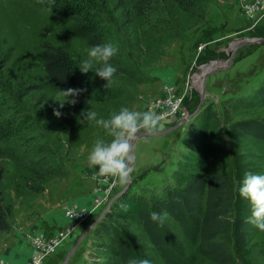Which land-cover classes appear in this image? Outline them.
Returning <instances> with one entry per match:
<instances>
[{"label":"rangeland","instance_id":"obj_1","mask_svg":"<svg viewBox=\"0 0 264 264\" xmlns=\"http://www.w3.org/2000/svg\"><path fill=\"white\" fill-rule=\"evenodd\" d=\"M91 1L92 14L104 28V44L118 49L110 61L117 72L108 87L93 72L86 73L92 82L102 84L106 98H96L86 106L70 104L68 99L61 108L57 100L67 98L43 70L42 46L50 43L79 63L90 46L77 37L70 17L49 11L39 0H0V122L9 124L6 135L0 137V162L4 168L2 189L10 205V227L0 232V240L7 244L17 225L35 223L48 210L62 214L63 228L71 224L67 211L85 213L87 217L59 250L70 240L67 249L43 262L61 264L77 238L126 184L113 183L110 177L107 182L94 178L96 169L88 166V154L98 138H111L94 121H83L81 112L95 111L97 118L107 119L122 107L154 109L161 116L158 130L162 131L177 125L201 104L198 113L174 131L133 139L129 186L124 200L114 201L109 211L131 212L132 208L124 209L129 193L160 196L164 187L174 183L175 171L191 161L192 152L205 149L213 170L223 168L236 185L229 221L241 218L246 222L250 205L237 189L246 173L264 174V144L238 130L237 124H264V107L242 104L264 85V44L241 45L230 69L206 79L203 101L195 74L210 62L225 65L229 47L237 44L234 40L264 38V16L248 18L244 9L254 0ZM166 88L174 93L168 94ZM172 107H177L175 113L169 111ZM54 109L62 113L59 118L53 115ZM106 188L110 190L104 194ZM96 199L100 202L97 208ZM109 220L132 235L141 253L164 264L139 226L119 218ZM163 222L184 242L182 264H213L199 256L196 243H185L178 224L166 216ZM244 229L246 247L240 253L231 248L235 263L264 264L260 251L264 232L248 223ZM92 233L68 264L105 263L97 256Z\"/></svg>","mask_w":264,"mask_h":264},{"label":"trees","instance_id":"obj_2","mask_svg":"<svg viewBox=\"0 0 264 264\" xmlns=\"http://www.w3.org/2000/svg\"><path fill=\"white\" fill-rule=\"evenodd\" d=\"M180 7L183 6L180 4ZM51 10L70 17L74 21L77 37L89 46L104 44V28L92 14L91 0H56ZM40 62L51 83L59 90L84 89L77 97L68 98L75 99L76 105L86 106L96 98H106L102 84L92 82L86 73L82 74L79 61L68 52L44 43ZM243 103L246 107H264V85ZM1 124L0 137L6 135V127L9 125L0 122ZM205 128L206 126L203 130ZM237 129L264 144V124L246 121L238 123ZM205 152V149L197 154L192 152L191 161L175 171L174 183L164 187L160 196L154 194L148 197L129 193L127 195L130 197L126 199L128 205L124 209L132 208L131 212L118 214L109 211L104 216L92 230L95 251L100 259L105 260L104 264H127L129 259H147L151 264H156L139 251L140 246H137V241L129 232H123L110 222V217L139 226L164 264L183 263L184 242L176 238L172 229L164 222L160 225L149 219L154 211L166 212V217L178 224L185 243L197 244V253L201 258L213 264H236L231 248L240 253L247 245L244 229L246 222L241 218L235 219L233 223L229 221L234 212L236 185L232 174L226 173L223 168L213 170L209 153L207 160ZM3 173V163L0 162V232H5L10 227V205L6 202L2 189ZM122 200L124 195L116 203ZM260 251L264 255V244Z\"/></svg>","mask_w":264,"mask_h":264},{"label":"clouds","instance_id":"obj_3","mask_svg":"<svg viewBox=\"0 0 264 264\" xmlns=\"http://www.w3.org/2000/svg\"><path fill=\"white\" fill-rule=\"evenodd\" d=\"M49 11L55 6L56 0H39ZM118 49L111 43L91 45L87 51V57L82 59L79 70L82 74L93 72L97 77L105 81L104 87H108L117 72L110 61ZM61 95L67 99L57 100L62 108L69 97H77L84 89L68 88L60 90ZM75 104L76 100H68ZM53 115L59 118L62 113L54 109ZM83 121L95 122L102 128L110 140L98 138L91 148L87 163L96 169L94 178H112L113 183H125L131 173L133 155L131 141L138 133L150 134L161 127V116L154 110L134 111L122 107L118 112H113L107 119L97 118L95 111L82 110ZM239 196L248 201L250 205V216L246 223L251 224L261 232H264V174L246 173L238 186ZM167 213L152 212L149 219L152 222L163 224ZM127 264H151L147 259H129Z\"/></svg>","mask_w":264,"mask_h":264},{"label":"crops","instance_id":"obj_4","mask_svg":"<svg viewBox=\"0 0 264 264\" xmlns=\"http://www.w3.org/2000/svg\"><path fill=\"white\" fill-rule=\"evenodd\" d=\"M65 224V219L58 210H48L39 216L35 223L17 225L18 228L13 231L7 244L3 239L0 240V264H26L32 253L29 244L30 237L27 234L34 235L37 232H43L46 235H52L61 228L63 229ZM69 241L67 246L64 245L59 250L60 252L67 249Z\"/></svg>","mask_w":264,"mask_h":264},{"label":"built area","instance_id":"obj_5","mask_svg":"<svg viewBox=\"0 0 264 264\" xmlns=\"http://www.w3.org/2000/svg\"><path fill=\"white\" fill-rule=\"evenodd\" d=\"M255 1V2H254ZM250 4H246L244 9L248 18L254 19L264 16V0H254ZM168 94L172 95L173 90L166 88ZM177 107L169 109L170 112L175 113ZM110 188L103 190L104 194L109 192ZM100 206L98 199L94 201V207ZM67 217L71 220V224L67 227L56 231L52 235H46L44 233L37 232L30 238V246L32 253L27 260L26 264H43V262L50 256L54 255L62 247L65 240L76 229L78 225L84 221L87 214H82L79 211H67ZM89 215V213H88Z\"/></svg>","mask_w":264,"mask_h":264},{"label":"water","instance_id":"obj_6","mask_svg":"<svg viewBox=\"0 0 264 264\" xmlns=\"http://www.w3.org/2000/svg\"><path fill=\"white\" fill-rule=\"evenodd\" d=\"M234 43H237L234 47H229V51H228V56H227V62L226 64L223 66H217L214 65L213 62H210L206 65L201 66L196 74L195 77L198 76V80H200V99L201 101H203L204 99V95H205V86H206V79L214 74H218L220 72L226 71L228 69L231 68L232 65V59L234 54L236 53L237 49L241 46V45H245V44H264V38H260V39H236L234 40ZM200 105H198V107L195 109V111L192 114L187 115L183 120H181L177 125L172 126L168 129L162 130V131H155L153 133L150 134H141L138 133L137 136L135 138H149V137H153V136H161V135H165L169 132L174 131L175 129H177L178 127H180L181 125H184L185 122H187L188 119L192 118L193 116H195L199 109H200ZM134 138V139H135ZM133 141V140H132ZM131 141V143H132ZM132 155H133V147H132ZM129 186V177L126 181V184L124 186V188L117 193L116 195H114L111 200L108 202L106 208L100 213V215L90 224V226L77 238V240L75 241V243L71 246V248L67 251L66 256L64 258V260L61 262V264H68L69 260L72 258V256L74 255V253L76 252V250L79 248L81 242L84 240V238L87 237L88 233L91 232L98 224L99 222L104 218V216L106 215V213L109 212V208L111 206V204L118 200L120 197H122V195L127 191Z\"/></svg>","mask_w":264,"mask_h":264},{"label":"bare ground","instance_id":"obj_7","mask_svg":"<svg viewBox=\"0 0 264 264\" xmlns=\"http://www.w3.org/2000/svg\"><path fill=\"white\" fill-rule=\"evenodd\" d=\"M196 77H197V80H196V81H197V82L199 81V87H200V80H198V76H196Z\"/></svg>","mask_w":264,"mask_h":264}]
</instances>
